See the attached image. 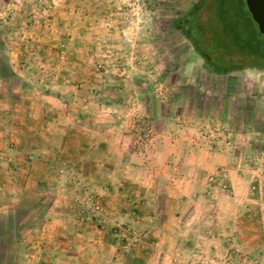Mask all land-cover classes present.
Listing matches in <instances>:
<instances>
[{"label":"rangeland","instance_id":"rangeland-1","mask_svg":"<svg viewBox=\"0 0 264 264\" xmlns=\"http://www.w3.org/2000/svg\"><path fill=\"white\" fill-rule=\"evenodd\" d=\"M223 1L0 0V264H156L199 174L264 171V70L223 48L262 35Z\"/></svg>","mask_w":264,"mask_h":264},{"label":"crops","instance_id":"crops-1","mask_svg":"<svg viewBox=\"0 0 264 264\" xmlns=\"http://www.w3.org/2000/svg\"><path fill=\"white\" fill-rule=\"evenodd\" d=\"M202 157L207 159V166L213 164L207 154ZM206 176L205 172L199 174V200H193L194 206H199V219L188 221L179 217L165 226L167 231L158 237L161 240L155 253L156 264H173L179 258L192 257L188 263L196 264L199 257L223 256L232 248L241 256L264 251V171L234 169L229 191L218 192L212 198L203 195L208 189ZM155 178L157 183L158 177ZM176 179L165 187L178 190L182 196L191 185L187 177L180 175Z\"/></svg>","mask_w":264,"mask_h":264},{"label":"trees","instance_id":"trees-1","mask_svg":"<svg viewBox=\"0 0 264 264\" xmlns=\"http://www.w3.org/2000/svg\"><path fill=\"white\" fill-rule=\"evenodd\" d=\"M218 2L220 3L219 4V10H220V12H223L224 11V8H223V6H224L223 2L224 1L218 0ZM196 13H194V14H196ZM194 16H195V18H197L196 15H194ZM180 24H181L180 20L175 22V25H180ZM261 35H262V38H260V41L253 39L252 42H247L246 40H241L240 38H238L236 36H235V38H232V35H231L225 41V45L223 48H227L228 51H225V52H229V50L233 47L236 48L233 52H230V53H236V54L238 53L239 55L240 54L244 55V56L248 57L251 61H255V60L260 61L261 66H259V69L264 70V35L263 34H261ZM201 40H202V37L199 40L200 43H201ZM194 41L195 40H192L193 45L196 43ZM201 56L208 63L212 62L210 60L211 59L210 54H208V55L202 54ZM217 56H218V58L223 60V64H213L214 69H215V73L225 75V74H228L234 70H243L244 69L243 67L236 66L234 64V62H235L234 59H230L229 57L226 58V54H225V56L223 54H220V55L217 54ZM229 60H230V62H228Z\"/></svg>","mask_w":264,"mask_h":264},{"label":"built area","instance_id":"built-area-1","mask_svg":"<svg viewBox=\"0 0 264 264\" xmlns=\"http://www.w3.org/2000/svg\"><path fill=\"white\" fill-rule=\"evenodd\" d=\"M241 256L235 248L230 249L225 257L215 255L207 264H264V251L261 250L252 256Z\"/></svg>","mask_w":264,"mask_h":264},{"label":"water","instance_id":"water-1","mask_svg":"<svg viewBox=\"0 0 264 264\" xmlns=\"http://www.w3.org/2000/svg\"><path fill=\"white\" fill-rule=\"evenodd\" d=\"M248 11L257 24L261 34L264 35V0H245Z\"/></svg>","mask_w":264,"mask_h":264},{"label":"flooded vegetation","instance_id":"flooded-vegetation-1","mask_svg":"<svg viewBox=\"0 0 264 264\" xmlns=\"http://www.w3.org/2000/svg\"><path fill=\"white\" fill-rule=\"evenodd\" d=\"M202 2H206V0H202Z\"/></svg>","mask_w":264,"mask_h":264}]
</instances>
